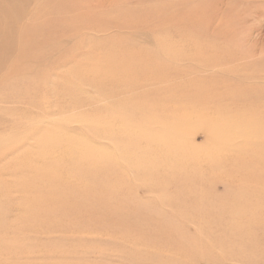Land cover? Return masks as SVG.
<instances>
[{
  "label": "rangeland",
  "instance_id": "1",
  "mask_svg": "<svg viewBox=\"0 0 264 264\" xmlns=\"http://www.w3.org/2000/svg\"><path fill=\"white\" fill-rule=\"evenodd\" d=\"M20 4L0 49V264H264V0ZM78 190L94 212L70 210Z\"/></svg>",
  "mask_w": 264,
  "mask_h": 264
},
{
  "label": "bare ground",
  "instance_id": "2",
  "mask_svg": "<svg viewBox=\"0 0 264 264\" xmlns=\"http://www.w3.org/2000/svg\"><path fill=\"white\" fill-rule=\"evenodd\" d=\"M103 1H106V0H102V2ZM108 1V0H107ZM21 0H0V49L1 50H5L6 48H5V46L6 45H8V44H10V43H13L15 40H16V26H17V23H18V21H19V17H20V14H21ZM116 7V6H115ZM117 8V7H116ZM183 8V7H182ZM117 10H118V8H117ZM179 12V11H178ZM126 14H130V16H132V15H136V12L135 13H127V11L125 12ZM123 14V13H122ZM178 14V13H177ZM184 15V14H183ZM182 17V16H181ZM191 17V16H190ZM189 17V18H190ZM178 18H180V17H178ZM183 18V17H182ZM192 19V18H191ZM191 21V20H190ZM181 22V21H180ZM257 23V22H256ZM127 26L126 25H124L126 28H129L130 27V23H129V21L127 22ZM143 24V23H142ZM193 24V23H192ZM147 25V24H146ZM191 27H193V26H191ZM219 27V26H218ZM218 28H216V30H217ZM215 30V31H216ZM193 32V31H192ZM220 32V31H219ZM224 32V31H223ZM226 35V34H225ZM173 37V36H172ZM229 37V36H228ZM227 37V38H228ZM226 38V40H228ZM230 41V40H229ZM228 41V42H229ZM231 42V41H230ZM233 43V42H232ZM231 44V43H230ZM240 44V43H239ZM238 44V45H239ZM235 45V44H234ZM231 47V46H230ZM240 47V46H239ZM233 48V47H232ZM236 48H238V47H236L235 46V49ZM234 49V50H235ZM240 49V48H239ZM238 49V50H239ZM232 50V49H231ZM161 51V50H160ZM160 51H155V53L152 55V56H155V55H158V56H160ZM227 51H229V50H227ZM233 51V50H232ZM226 52V51H225ZM234 52V51H233ZM238 52V51H237ZM12 53V52H11ZM235 53V52H234ZM228 54H231L230 52H228ZM141 55H145V54H141ZM233 55V54H232ZM235 55V54H234ZM1 56V55H0ZM230 57V56H229ZM236 57V56H235ZM232 58H234V57H232ZM235 60H236V58H234ZM233 59V60H234ZM229 60V59H228ZM0 62H1V59H0ZM229 62V61H228ZM232 62V61H231ZM199 65V64H198ZM234 65V64H233ZM232 65V66H233ZM200 67H202V66H200ZM226 68V67H225ZM228 68V67H227ZM231 68V67H230ZM222 69V68H221ZM224 69V68H223ZM234 69V68H233ZM242 69V68H241ZM240 69V70H241ZM236 73V72H235ZM219 74H220V72H219ZM232 74H233V72H232ZM238 74V73H237ZM229 75V74H228ZM242 75V74H241ZM232 76V75H231ZM237 76V75H236ZM239 77V76H238ZM239 79V78H238ZM137 116V115H136ZM121 117V116H120ZM124 117V116H123ZM129 118V117H128ZM121 119V118H120ZM123 119V118H122ZM126 119H127V117H126ZM132 119H134L133 117H132ZM124 120H125V117H124ZM131 120V119H130ZM128 121V120H127ZM132 121V120H131ZM136 120H134V122H135ZM161 124V123H160ZM163 127V126H162ZM137 128V127H136ZM92 132H93V134H97V131H93L92 130ZM103 132H105V131H103ZM103 132H102V134H103ZM111 135V134H110ZM158 135H160V134H158ZM156 136V135H155ZM159 138V137H158ZM162 138V137H161ZM150 139H152V138H150ZM150 139H149V141H150ZM160 140V139H159ZM44 146V147H43ZM61 150V149H60ZM69 150H72V149H69ZM62 151V150H61ZM60 151V152H61ZM51 153H53V150H50L49 151V149L47 148V146L45 145V143H43V142H41L40 143V146H39V149H38V154L39 155H42V156H49ZM68 154H69V152H68ZM128 154V153H127ZM95 157H96V155H95ZM95 157L94 156H91V157H89L88 155H80V158L78 159V160H81V161H83V162H89L90 164H92V165H94V168H96L97 167V169H98V171H99V169L102 167V166H104L103 164H99L98 162H97V164H96V159H95ZM108 157V156H107ZM99 158H100V156H99ZM52 158H50L49 160H51ZM101 159H104L103 157L101 158ZM106 159V158H105ZM62 160H64V159H62ZM98 160V159H97ZM105 161V160H104ZM107 161V160H106ZM80 162V161H79ZM102 162V161H101ZM95 163V164H94ZM43 171H44V169H43ZM36 173L37 174H39L38 176V179H39V181L41 182V181H44V180H46V181H48L49 183H51V182H61L62 180L61 179H63L64 180V182H66V183H68L69 181H73L74 183H76V185L78 186H82L83 184H87V183H89V182H92V180H93V177H92V180H89V178L88 177H86L88 174H90V173H87V170H83V173H81V172H79L80 174L79 175H77V174H74V173H71L70 174V176H67V178H65V177H56V176H54V175H52V177H50V175H47V173L48 172H42V171H37L36 170ZM35 177H37V176H35ZM73 177H74V179H73ZM96 177H94V179H95ZM101 178H102V176H101ZM32 179H33V177H32ZM35 179V178H34ZM34 181V180H33ZM31 182H32V180H31ZM31 182H29V186H30V183ZM27 183V182H26ZM25 183V184H26ZM34 183H35V181H34ZM33 183V184H34ZM92 183H94V182H92ZM33 184H31V185H33ZM36 184V183H35ZM58 184V183H57ZM95 184V183H94ZM162 184L163 185H166L165 183H163L162 182ZM28 186V184L26 185V187ZM97 186V184H95V187ZM123 186V185H122ZM19 187V186H18ZM25 187V189H27ZM24 188V187H23ZM30 188V187H29ZM54 190V188L52 187H50L49 188V191H52V190ZM96 190V189H95ZM117 190H119V188L117 189ZM21 191H22V189H21ZM24 191V190H23ZM31 192V191H30ZM58 193H62V192H60V191H57ZM74 193V191L73 190H70L69 191V195H72ZM92 194H93V190H92V192H91ZM88 194V193H86V192H84V191H81V190H78L77 191V193H76V197H75V199L72 201V203H71V205H70V208L71 207H78V208H86V207H89V206H92V208H93V212H94V208H95V206L97 205V203H98V200L95 198V196L96 195H92V194ZM28 194H29V192H28ZM62 195L64 196V194L62 193ZM29 197H27V199H28ZM36 200H40L41 202H42V198H40V197H38ZM25 201V200H24ZM73 209L74 208H71L70 210H72L73 211ZM178 211V210H177ZM49 213H51V214H53V215H56L57 213H58V211H55V210H50V211H48ZM243 212V211H242ZM241 212V213H242ZM248 211H246L244 214H243V217L245 216V214L247 213ZM185 215L187 216V215H189L187 212L185 213ZM92 216H95V213H92ZM132 216V218H136L135 216H134V214L133 215H131ZM241 216L242 215H240V218H241ZM239 217V216H238ZM175 219H177V218H175ZM35 223H36V221H35ZM26 227V226H25ZM24 228V227H23ZM183 228H185V227H183ZM75 230H79V227H75L74 228ZM25 230V229H24ZM61 230V229H60ZM185 230V229H184ZM186 232H188V229H187V231ZM151 260V259H150Z\"/></svg>",
  "mask_w": 264,
  "mask_h": 264
}]
</instances>
